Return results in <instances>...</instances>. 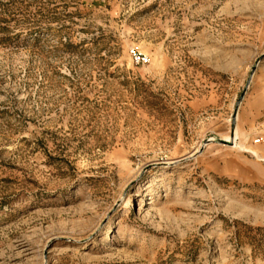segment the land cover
Returning a JSON list of instances; mask_svg holds the SVG:
<instances>
[{"label": "rangeland", "instance_id": "rangeland-1", "mask_svg": "<svg viewBox=\"0 0 264 264\" xmlns=\"http://www.w3.org/2000/svg\"><path fill=\"white\" fill-rule=\"evenodd\" d=\"M257 89L264 0H0V264H264Z\"/></svg>", "mask_w": 264, "mask_h": 264}, {"label": "crops", "instance_id": "crops-1", "mask_svg": "<svg viewBox=\"0 0 264 264\" xmlns=\"http://www.w3.org/2000/svg\"><path fill=\"white\" fill-rule=\"evenodd\" d=\"M260 92L261 91L259 89H257L254 93H252V95L250 97V100H249L250 103H251L252 108H254V110H255L256 113L258 111L259 112H262V110L259 109V108L264 107V103L259 100V98H260L259 94H261ZM257 109H259V110H257ZM237 139H238V134L236 133V137H235V144L236 145H238L237 144ZM232 148H234V147H232Z\"/></svg>", "mask_w": 264, "mask_h": 264}, {"label": "built area", "instance_id": "built-area-1", "mask_svg": "<svg viewBox=\"0 0 264 264\" xmlns=\"http://www.w3.org/2000/svg\"><path fill=\"white\" fill-rule=\"evenodd\" d=\"M131 58L136 65H145L149 63V57L138 50L131 51ZM259 142V140H257Z\"/></svg>", "mask_w": 264, "mask_h": 264}, {"label": "bare ground", "instance_id": "bare-ground-1", "mask_svg": "<svg viewBox=\"0 0 264 264\" xmlns=\"http://www.w3.org/2000/svg\"><path fill=\"white\" fill-rule=\"evenodd\" d=\"M236 133H237V132L234 133V137L229 138L228 140H225V142H231V143L233 144V146H231V147H235V137H236ZM240 149H241V148H240ZM254 153H255V152H254Z\"/></svg>", "mask_w": 264, "mask_h": 264}, {"label": "water", "instance_id": "water-1", "mask_svg": "<svg viewBox=\"0 0 264 264\" xmlns=\"http://www.w3.org/2000/svg\"><path fill=\"white\" fill-rule=\"evenodd\" d=\"M243 99H244V95L241 96V100H243ZM234 133L235 132L232 133V137H234Z\"/></svg>", "mask_w": 264, "mask_h": 264}]
</instances>
